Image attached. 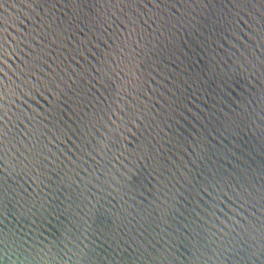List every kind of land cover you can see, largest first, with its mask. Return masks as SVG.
<instances>
[{
	"label": "water",
	"instance_id": "water-1",
	"mask_svg": "<svg viewBox=\"0 0 264 264\" xmlns=\"http://www.w3.org/2000/svg\"><path fill=\"white\" fill-rule=\"evenodd\" d=\"M0 264H264V0H0Z\"/></svg>",
	"mask_w": 264,
	"mask_h": 264
}]
</instances>
